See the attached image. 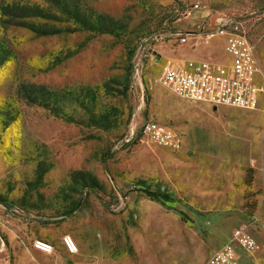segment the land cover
Listing matches in <instances>:
<instances>
[{"label": "rangeland", "instance_id": "1", "mask_svg": "<svg viewBox=\"0 0 264 264\" xmlns=\"http://www.w3.org/2000/svg\"><path fill=\"white\" fill-rule=\"evenodd\" d=\"M224 21L262 71L253 109L177 93L188 61H229L223 36L207 39ZM149 121L179 131L182 150L143 140ZM209 135L220 140L204 149ZM202 150L228 172L195 174ZM174 185L226 187L230 204L190 205ZM144 190L169 193V208ZM77 222L192 232L210 257L242 228L260 250H238V264H264V0H0V264H40L30 230L76 241Z\"/></svg>", "mask_w": 264, "mask_h": 264}, {"label": "crops", "instance_id": "2", "mask_svg": "<svg viewBox=\"0 0 264 264\" xmlns=\"http://www.w3.org/2000/svg\"><path fill=\"white\" fill-rule=\"evenodd\" d=\"M222 51L225 53L224 49ZM229 61L221 63L210 60L207 62L226 64ZM218 138L220 140L217 135H209L208 143L201 146L209 149L212 142ZM189 159L191 160L187 164L194 168L195 174H215L217 172L221 175L228 172V161L221 156L213 157L209 150L207 152L202 150L198 157L192 156ZM213 163L217 164V167L211 169ZM189 173L193 172L190 170ZM171 190L174 198L187 197L190 205L230 204L228 189L222 186L182 187L174 185ZM152 204L157 211H159L158 206H163L157 202ZM142 212L145 219H148L149 215H154L146 207ZM155 215L158 216V213ZM156 222H159L158 218ZM68 232L76 239L78 246L76 254H69L61 245L64 229L61 230L59 226L55 229L50 227L31 229L32 237L42 238L54 244L52 253L32 250L34 258L43 264H206L212 254V250L208 255L201 252L204 247L199 245L196 235L193 236L194 233L181 230L148 229L142 225L137 229H113L101 232L92 225L83 224L78 227L77 222L76 232Z\"/></svg>", "mask_w": 264, "mask_h": 264}, {"label": "built area", "instance_id": "3", "mask_svg": "<svg viewBox=\"0 0 264 264\" xmlns=\"http://www.w3.org/2000/svg\"><path fill=\"white\" fill-rule=\"evenodd\" d=\"M216 36L224 38L223 49L230 59L229 63L188 61L177 93L184 100L205 102L215 108L223 106L253 109L259 90L252 83L251 77L261 74L262 71L252 43L242 31L241 25L236 22L220 23L218 30L208 34L207 39ZM188 37L196 38L197 34H185L181 41L186 43ZM142 138L147 143L174 152L181 151L184 145L183 135L179 131L155 121L143 125ZM62 243L69 254L78 252L77 243L71 235H64ZM33 248L44 253L54 251L52 245L41 239L33 241ZM238 250L255 257L260 245L246 229H236L231 239L211 256L208 264H238Z\"/></svg>", "mask_w": 264, "mask_h": 264}, {"label": "trees", "instance_id": "4", "mask_svg": "<svg viewBox=\"0 0 264 264\" xmlns=\"http://www.w3.org/2000/svg\"><path fill=\"white\" fill-rule=\"evenodd\" d=\"M179 0H175L176 3H178ZM146 196L154 202L160 203L166 208L168 207V204L172 201V197L169 193H162L157 191H150V190H144L143 191Z\"/></svg>", "mask_w": 264, "mask_h": 264}]
</instances>
